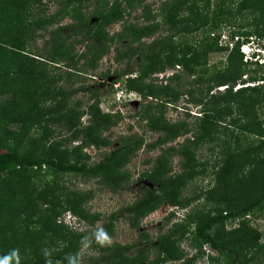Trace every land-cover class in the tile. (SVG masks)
Instances as JSON below:
<instances>
[{
    "label": "rangeland",
    "instance_id": "1",
    "mask_svg": "<svg viewBox=\"0 0 264 264\" xmlns=\"http://www.w3.org/2000/svg\"><path fill=\"white\" fill-rule=\"evenodd\" d=\"M162 1H133L135 8L127 10L128 15H124L122 21H115L103 30L111 35L120 31L121 23L143 25L142 5L148 6L150 14L156 15L154 22L160 25L159 5ZM239 1L210 0V9L220 7L221 3L220 8L224 12V14L221 12L216 28L209 30L207 26H199L192 29L191 33L174 38L173 42L183 47L201 48V44L204 43L201 39L205 34L209 37L215 36L218 48L208 53L204 60L201 59L196 73L185 74L180 66H174L173 68L165 67L163 72L156 71L147 74L144 78H138L137 67L140 61L137 57L133 56L130 60H116L117 53L128 49L130 45L123 38L113 43H106L108 51L99 57L93 69L82 65L84 58H80L77 62L75 74H65L63 60L58 61L57 65L41 64L32 60L33 63H28L29 66L24 68L25 74L14 76L12 73L6 78L0 101L6 102L13 96L14 90L24 88L31 93L34 105L30 110L26 109L28 106L25 107L27 114H22V121L16 120L9 123L5 129L10 133L20 132L19 152L21 154L45 159L61 158L68 164L84 160L82 159L84 154L87 155L86 163L90 165L98 162L104 155H110L121 141L131 146L130 152L123 154L124 158L117 162V166H114L113 172L121 178L120 187L114 192H111L98 178H81L71 173L54 175L46 167H42L40 171L31 170L26 173L27 177H37L34 184H26L28 186L23 190V196L18 195L17 197L19 202H25L28 197L32 200V206L27 207L26 214L32 213L35 218L39 219L45 215L44 205L47 204L44 200H38L37 196L46 186L44 183L48 181H54V187L50 190H52V196L58 198L56 199L57 208L69 202L74 203L78 212L61 211L55 221L61 223L62 230L51 233L50 236L49 232L44 234L40 232L44 227L41 222L25 225L22 220L23 215L18 216V222L11 226L10 238L15 243L14 248L19 250L20 264H30L38 258L41 259L44 248L55 249L53 253L67 249V251H73L72 254H74L81 250L82 237L91 236L99 227L107 230L112 237V245L130 247L125 252V256L132 257L139 250L146 248L145 260L138 264H224L225 258L209 245L202 244L200 250L197 248L198 242L192 236L193 223L214 214L215 209L220 210L224 206L237 209L247 202L251 194L260 190L261 187L257 190L253 184L260 181V177L263 176L262 170H264V85L259 92L252 93L250 97L261 100L260 106L246 109L243 113L236 109L221 112L219 122L215 128L213 127V136L202 140L196 146H189L193 160L190 162L187 160L188 163H186L190 164L191 169L183 170L181 166L186 161V157L177 152H172L162 158H159V155L162 149L168 147L179 149L181 144H186L185 139L190 141L193 138L192 132L202 119L204 107L188 103V96L185 92L189 89L194 94L198 95L199 92L204 94L208 88L207 79L216 74L215 72L222 71L226 66V56L236 39L235 37L230 39L229 35L232 32L245 33L257 24L259 13L264 10V3H261V0H247L245 8L238 10ZM59 8L61 6L58 5V0H28L19 7V10L13 12L14 15L20 17L22 22L15 21L9 26L8 37L15 35L19 29V41L23 47V53L40 61L39 57H44L49 51L48 38L51 32L60 29L62 33H66L60 27L71 23V17H88L93 9V3L87 4L86 7L68 9L55 16ZM42 18L47 19V22L41 24V28L29 26L30 28L22 33L20 27L23 21ZM93 20L94 17H91L90 21ZM259 30L260 26H258L257 33H260ZM166 34L167 31L160 25L155 34L142 38L138 44L134 43L131 47L141 45L144 49L145 44L152 39ZM79 39L77 36L69 37L63 45L70 49V53L78 55L83 51L82 44L84 43ZM241 39L239 38L240 42L246 41L243 42L245 44L243 49L249 54L248 56L243 55L242 60L246 58L247 62L251 63L242 69L244 74L240 78L252 77L257 80L252 84L260 85L259 79L264 78V30L260 36L247 38L241 36ZM221 47L227 50H219L222 49ZM254 60L256 62H253ZM43 66L46 72L40 79L36 71ZM170 75L176 76L170 83H167L169 90L176 93L174 94L176 98L162 108H155V99L143 98L142 95H146L147 86L154 87L156 93L161 92L166 83V76ZM195 76L198 77V83L192 80ZM133 77L138 78L137 82L128 86L127 79H134ZM239 86V82H236L232 91ZM140 88L142 92L138 90ZM223 88L215 87L209 94L220 92ZM70 89H75L76 92L72 95L67 94ZM57 90L66 92L65 94L68 95L64 101H61L60 96H56L55 91ZM160 100L163 101V97ZM89 105H96L99 116H109V122L101 124V119H99L95 120L94 124L91 123L88 113ZM146 105L150 106L146 108ZM73 111L78 114L75 129H68L60 120V115L65 112L70 118ZM150 119L153 120L152 122L159 120L158 123L155 121L156 125L160 126L161 123L167 130L174 123L184 125V129H180V133L175 138L159 143L163 131L151 125ZM248 122L253 127L251 128L253 133L246 127ZM243 124L247 131H243ZM73 131H81L89 137H95L97 142L101 143L100 146H83L77 153L79 158H76L72 151H75V147H79L81 138L80 134L72 138ZM233 138L235 145H233ZM249 145L252 146L253 152L247 148ZM228 152H233L236 160L240 161L237 166L239 168L237 171H239L234 174L230 184L224 186L221 184L223 180H217L215 173ZM157 157L160 161L166 159L165 168L168 169L166 176L179 177L176 193L170 194H176L178 202L186 201L187 204L182 208H169V205L162 204L138 219L133 225L128 221L123 209L151 187V183L142 176L149 174L155 164L158 165ZM15 181L19 180L12 177L7 179L4 173L0 174V186H3L6 191L16 192L19 189V184ZM213 189H218L216 194L213 193ZM216 201H220L219 206L215 204ZM171 210L174 212L173 216L165 220L164 217ZM187 215L191 217L189 220H185ZM84 216L86 219L83 220ZM107 223L110 224L108 228L105 226ZM174 223L177 225L175 226L176 232L171 237L170 230ZM241 223L249 231L242 243L250 248L241 258L240 263L264 264V205L255 208L239 220H227L222 226L216 224L208 232L214 235L221 228L228 232L236 229ZM160 235L168 237V239L165 238L168 243L173 241V244H168L173 248L169 254L163 252L158 254L155 245ZM236 235L238 236L239 233L237 232ZM234 239L236 240V236ZM134 244L135 246H131ZM70 248L73 249L70 250ZM100 249L103 248L92 244L90 249L84 252L83 264H106L101 257L104 254L100 252ZM12 250L10 249L9 252L11 253ZM176 255L179 257L174 258ZM166 256L168 258L163 260Z\"/></svg>",
    "mask_w": 264,
    "mask_h": 264
},
{
    "label": "trees",
    "instance_id": "2",
    "mask_svg": "<svg viewBox=\"0 0 264 264\" xmlns=\"http://www.w3.org/2000/svg\"><path fill=\"white\" fill-rule=\"evenodd\" d=\"M27 1L28 0H0V95L3 94L5 87L4 81L6 78L12 73L14 76L22 75V73L25 74L26 70L24 71V68L29 66L28 63H33L32 60H36V62L41 64L53 63L55 65L58 64V61L63 60L65 74H75L77 71L75 66L80 58L85 59L84 62H82L83 66H89L93 69L99 57L103 56L108 51L106 43H113L120 39L123 40V38L126 39L130 45L128 49L117 53L116 60H130L133 56L137 57L140 61L137 67L138 78H144L147 74L156 71L163 72L165 67L173 68L174 66H180L181 71L185 74L196 73L198 65L201 64V59L204 60L208 53L214 51L215 48H218L216 46L217 41L215 36L212 35L209 37L208 34H205L201 39V42H204L201 44V48H197V46L183 47L180 44L173 42L174 38L186 33H191L192 29H196L199 26H207L209 27V30H214L218 18L222 13L224 14L220 8V2L222 0L219 2L220 7L212 9H210V0H163L159 5V23L167 31V34L152 39L149 43L145 44V48L143 49L141 45L133 47H131V45L134 43L138 44L142 38L151 37L156 33L160 26L158 22H154L156 15L150 14L147 5L141 6V17L144 20L143 25L121 23L120 31L111 35H108V33L103 30L104 27L115 21H122L123 16L128 15L127 10L135 8L132 4L133 1L142 0H58V5H60L61 8L55 12V16L61 12H66L71 8L86 7L89 3H93V9L88 17H71V23L60 27L63 28L66 33H62V30L60 29L52 31L48 38L50 41L49 51L46 52L44 57H39L41 59L39 61L29 57L28 54L23 53V47L19 41V29L15 35L8 37L9 26L15 21L22 22L20 17L14 15L13 12L19 10V7L23 6ZM246 1L247 0H240L237 4V9L240 10L245 8ZM261 1V3H264V0ZM91 17H94L93 21H90ZM46 22L47 19L43 20V18L28 22L23 21V25L20 28L23 33L30 28L29 26L39 29L41 28V24H45ZM256 23L257 24L253 25V29L247 30L245 33L232 32L229 35L230 39L233 37L236 39L233 47L228 51L226 56V66L222 71L215 72L216 74L207 79L208 88L204 91V94L199 92L197 95L189 89L185 92L186 96H188V103L204 107L202 110V119L199 121L194 132H192L193 138L190 141L185 139L186 144H181L179 149H174L172 147L162 149L159 158L166 157L172 152H177L186 157V161L182 163L181 167L184 171H188L191 166L187 163L188 161L190 162L193 160L192 151L189 150V146H196V144L202 140L213 136L212 130L219 122L221 112H230L231 110L233 111L236 109L243 113L246 109L260 106L261 100L251 99L250 97L252 93L260 91V88L264 85V78L259 79L261 82L260 85L252 84L256 80L252 77L247 76L244 79L240 78L242 74H244L242 69L249 66L250 62L248 63L246 60H242L243 55L239 52V46L241 44L239 38L241 39V36H244V38L260 36V33L264 30V10L259 13V19H257ZM258 26H260V33H257ZM74 36H77L78 39L80 38L79 40H81L82 43L84 41L82 44L83 51L78 55L70 53V49L63 45L69 37ZM221 48L222 49L219 50H227L226 47V49H223V47ZM36 72H38V76L42 79L46 72L45 66ZM135 77H133L134 79H127L128 86H130L131 83L135 84L137 82L138 78ZM175 77V75H170L169 77L166 76V83L163 85L162 91L159 93L154 91V87L147 86L146 95L144 94L142 97L155 99V108H162L165 104H170V102L175 100L176 95L174 94L176 93L169 90L167 83H170ZM197 79V76L192 78L193 82L198 83L199 80ZM236 82H239L240 86L232 91V87ZM215 87L224 88L220 92L209 94V92ZM138 90L142 92L141 88ZM75 92V89H70L67 94L72 95ZM55 93L57 94L56 96L61 97V101H64L65 97L68 96L65 94L66 92H61L59 90L55 91ZM161 97H163V101L160 100ZM26 106H28L26 109L30 110L34 105L32 104L31 93L24 88L14 90L13 96L6 102L0 101V174L4 173V176L7 179L12 177L19 180L15 181L19 184V189L16 192L6 191L3 186H0V258L10 254V249H15V243H13L10 238V232L11 226L18 222V216L23 215L22 220L25 225L41 222V224H44V227L41 228L40 232L43 234L49 232L50 236L51 233L62 230L61 223L55 221L61 211H70L72 213L75 211L78 212L77 209H75L76 206H74V203L69 202L61 204L57 208L56 199L58 198L52 196V190H50L54 187V181H48V183H44L46 186L37 196L38 200H44L45 204H47L44 205L45 215L42 216V219H39L35 218L32 213L29 215L26 214L27 207L32 206V200L28 197L25 202H19L17 197L18 195H21V197L23 196V190L28 186L26 184L32 185L37 180V177H27V172L31 170L40 171L42 167H46V169L50 170L54 175L71 173L81 178H98L99 181L111 192H114L120 187L121 181L120 176L113 172L114 166H117V162L130 152L129 148L131 147L129 144L124 143V141H121L110 155H104L98 162L90 165L86 163L87 155L84 154L82 157L84 160L79 162L75 161L71 164L63 162L61 158L45 159L21 154L19 152L20 132L10 133L6 132L5 129L9 123H13L16 120L20 121L22 114H27L25 109ZM149 106L150 105L146 108ZM88 113L90 115V122L93 124L95 120L99 119H101V124L109 122V116H104V118L103 115H98L96 105H89ZM61 114L60 120L64 125L68 127V129H75V122L78 118L77 112L72 113L70 118L69 116H66L65 112ZM149 121L152 123H150L151 125H154L158 127L160 131H163L158 141L159 143H165L168 140L175 138L180 133V129H184V125L174 123L171 124L167 130L161 123L160 126L156 125L159 120L156 119L152 122L153 120L150 119ZM154 126L153 128L155 129ZM243 126V131H247L246 127H248L250 132L253 133L251 130L253 127L250 122L247 123L246 127L244 124ZM186 131L188 132L187 129ZM78 134H80L79 136L81 138L80 145H78L79 147L74 148L75 151H72V154H75L76 158H79L77 153L80 152L83 146L94 145L95 147H99L101 144L97 142L95 137H89V135H85L81 131H73L71 137L76 138ZM232 141L233 145H235L234 138ZM247 148L253 152L251 145ZM159 158L157 157L158 160L156 159V163H158L159 166L157 165V167L155 164L153 170L149 174L142 176V178L151 183V187L146 189L139 198L135 199L130 205L125 206L123 209V212L128 217V221L133 223V225L138 219H141L162 204L176 208H182L187 204L186 201L178 202L176 200V194H170L176 193L179 177H176V175L174 177L166 176L168 173V169L165 168L167 165L165 161L166 159L160 161ZM239 162L238 159L236 160L233 152H228L222 165L218 167V171L215 173L216 179H222L223 181L221 184L224 186L229 185L234 174H237L239 171H237V169H239L237 168ZM262 173L263 176L260 177V181L253 184V186L257 187V190L261 187L260 190L251 194V197L249 195L250 198H248L247 202L240 205L237 209H233V207L230 206H224L220 210L215 209L216 211L214 214L201 220L198 219L193 223L192 236L194 240L198 242V249L201 248L202 244L209 245L212 249L216 250L219 255L225 258L224 264H241V258L245 256V252L250 248L242 243L245 238L244 236L249 233L247 227L241 223L236 229L229 230L228 232H225L221 228L220 231L211 235L208 231L216 224L222 226L227 220H239L248 213H251L255 208L264 205V170H262ZM243 178L245 177L243 176ZM213 190V193L216 194L215 192L218 189ZM215 204L219 206L220 201H216ZM173 214L174 212L167 213L164 219L169 220ZM189 218L191 217L187 215L185 220H189ZM84 219H86L85 216L83 217V220ZM175 224L176 223L173 224L172 229L170 230V232H172L170 235L171 237H173V233L176 232L175 226L177 225ZM105 226L108 228L110 224L107 223ZM237 232L239 233L238 236L236 235ZM235 236L236 240L234 239ZM39 237L41 236L39 235ZM165 238L168 239V237L160 235L157 239L155 247L158 250V254L159 252L169 254L171 249H173L168 246V244H173V241L168 243L165 241ZM131 246H135V244ZM128 248L130 247L111 245L110 247L100 249V252H103L104 254L101 257L106 264H138L144 262V254L147 252L146 248L139 250L132 257L125 256V252L129 250ZM72 249L73 248H70V250ZM72 252L73 251H67V249H62L53 253L52 258L54 260L63 259L68 254H72ZM179 255H176L174 258H178ZM167 258L168 257L166 256L163 260ZM43 262H45L44 256L30 264H41ZM64 264H67V262L64 261Z\"/></svg>",
    "mask_w": 264,
    "mask_h": 264
},
{
    "label": "clouds",
    "instance_id": "3",
    "mask_svg": "<svg viewBox=\"0 0 264 264\" xmlns=\"http://www.w3.org/2000/svg\"><path fill=\"white\" fill-rule=\"evenodd\" d=\"M240 43L241 44L239 46V50L241 54L244 56H248L249 55L248 52H245L243 49L245 47V44L242 41ZM244 60L248 61L246 58H244ZM253 62H256V60H254ZM170 212L173 211L171 210ZM93 243L97 245L99 248H107L112 245L113 240L106 229H104L103 227H99L94 231V233H92L91 236L86 235L82 237L80 241L81 244L80 251H77L74 254H68L63 259L54 260L52 258L55 249H49V248L42 249V254L45 257V264H64V261H66L67 264H83L84 252L89 250ZM0 264H20L19 250L14 249L11 251L10 254L4 256L3 258H0Z\"/></svg>",
    "mask_w": 264,
    "mask_h": 264
}]
</instances>
